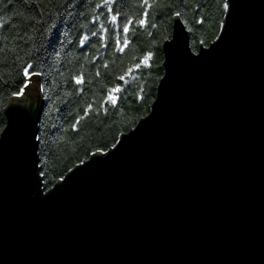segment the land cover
Wrapping results in <instances>:
<instances>
[{
    "label": "water",
    "instance_id": "obj_1",
    "mask_svg": "<svg viewBox=\"0 0 264 264\" xmlns=\"http://www.w3.org/2000/svg\"><path fill=\"white\" fill-rule=\"evenodd\" d=\"M198 51L180 16L149 113L47 189L39 75L5 108L0 264H264V0Z\"/></svg>",
    "mask_w": 264,
    "mask_h": 264
},
{
    "label": "trees",
    "instance_id": "obj_2",
    "mask_svg": "<svg viewBox=\"0 0 264 264\" xmlns=\"http://www.w3.org/2000/svg\"><path fill=\"white\" fill-rule=\"evenodd\" d=\"M225 4L227 0H0L5 21L0 28V134L8 101L29 83L23 69L31 62L30 72L40 73L46 100L39 155L44 183L51 188L92 153L114 146L149 113L164 72L163 43L172 36L176 13L198 51L219 35ZM126 25L128 33L123 32ZM149 54V64L143 65ZM116 87L120 91L114 93L118 100L113 105L108 96Z\"/></svg>",
    "mask_w": 264,
    "mask_h": 264
},
{
    "label": "snow or ice",
    "instance_id": "obj_3",
    "mask_svg": "<svg viewBox=\"0 0 264 264\" xmlns=\"http://www.w3.org/2000/svg\"><path fill=\"white\" fill-rule=\"evenodd\" d=\"M104 2L110 4V3H111V0H104ZM144 2L147 4V0H144ZM149 6H150V5H149ZM225 7H227V4H225ZM109 11H110V12L112 11L111 7H109ZM118 15H119V13H117L116 15H112V16H111V20H112L113 22H115V21L117 20V18H118ZM144 15L147 16V11H145ZM176 15L179 16L180 13L177 12ZM131 23H132V21L129 20V21H128V24H131ZM139 23H140L141 25H143V24L145 23V20H144V19H141V20H139ZM4 24H5V21L3 20L2 17H0V28H3V27H4ZM123 32H124V33H128V32H129V27H128L127 25L124 26V28H123ZM93 35H95V33H93ZM86 39H87V37H85L84 39H82V40H81V44H83L84 41H85ZM128 43H129V41L127 40V38H125V39H124V47H127V46H128ZM121 51H123V48H121ZM150 59H151V54H149L148 56H146V57L143 59V61H142L141 63H142L143 65H148ZM135 67H136V68H139V67H141V64H137ZM32 68H33V63L29 62V63H27V65H26V66L24 67V69H23V74L25 75V77L29 78V80H30V78H31L32 75H40V73H38V72H30V69H32ZM130 71H131V70H130ZM120 79L123 80L124 77L122 76V77H120ZM82 82H83V78H82V77L76 79V83H77V84H80V83H82ZM26 87H27V84H25V88H26ZM119 91H120V88H119V87H116V88H114V89L112 90V92H111V93L109 94V96H108V100H110V102H111L113 105H115V104L117 103V100H118V97H117L114 93H118ZM23 94H24L23 89H21V90H20L18 93H16L15 95H23ZM89 107H91V105H89ZM77 123H79V122L77 121ZM74 127H75V126H74Z\"/></svg>",
    "mask_w": 264,
    "mask_h": 264
}]
</instances>
